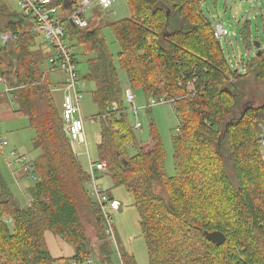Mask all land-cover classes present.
Wrapping results in <instances>:
<instances>
[{"label":"trees","instance_id":"obj_1","mask_svg":"<svg viewBox=\"0 0 264 264\" xmlns=\"http://www.w3.org/2000/svg\"><path fill=\"white\" fill-rule=\"evenodd\" d=\"M49 1L67 15L79 2ZM128 3L131 17L107 26L120 44L118 65L127 84L148 99L172 101L180 118L173 138L176 175L167 174L156 127L151 126L150 143L142 144L121 114L101 120L98 161L105 162L115 186L133 195L149 263L264 264V103L234 115L250 78L264 86V48L240 74L229 67L200 0ZM65 21L66 41L87 57L88 74L81 81L93 84L100 115L110 106L123 108L124 84L101 21L87 29ZM31 27V19L0 0V32L17 34L15 42L0 48V77L11 89L14 111L28 118L40 152L33 164L38 182L30 189L31 205L13 198L0 172V264H85L91 254L76 202L87 197L91 203L88 176L65 134L51 83L41 70L46 57ZM243 40L247 49L255 47L247 25ZM131 143L137 148L132 157L126 149ZM100 223L107 237L102 216ZM48 231L74 249L73 258H53ZM206 231H220L226 241L217 246ZM100 251L102 264H113L114 251L107 245ZM120 256L122 264H137L132 254Z\"/></svg>","mask_w":264,"mask_h":264},{"label":"rangeland","instance_id":"obj_2","mask_svg":"<svg viewBox=\"0 0 264 264\" xmlns=\"http://www.w3.org/2000/svg\"><path fill=\"white\" fill-rule=\"evenodd\" d=\"M200 2L206 19H208L212 25H215L217 22H224L225 27L232 33L230 37L219 40V43L229 67H231L233 71L244 74L247 65L258 53L255 47L252 46L250 49H247L244 43L243 32L246 25L251 30L253 36L252 40L260 42L264 48V0H218L217 4H215L214 0H200ZM7 3L13 10L19 11L16 0H7ZM93 7L94 6H92V9L88 13V17H92L95 13V18L91 21V26L93 27L98 24L99 20L101 21L99 25H102L103 37L106 40L109 51L113 55L114 63L118 69L122 83L124 84V93L125 87L129 85L126 82L125 73L119 69L118 65L120 44L107 24L131 17L128 0H114L113 5L109 9H96ZM57 15L63 20V25L66 28L67 24L65 19L67 18V14L65 11L59 9ZM42 38L43 36L39 34L37 44L38 46L41 45L42 52L46 57L41 70L46 73L52 86L55 102L59 110L62 111L65 93L58 91L57 88L62 86L61 84L65 81L66 75L60 71L50 72V65H52V63L49 57L53 55V51L48 45L43 43ZM74 51L78 62V75L82 80V78L88 74L87 57L79 48H76ZM187 88L188 90H192V84H189ZM6 89H9V85L6 84L4 78L0 77V131L1 136L6 141L4 148L5 156L0 154V172L8 184L13 198L18 201L20 205L25 206L28 203L23 192L29 198L31 195L30 189L38 182L33 164L37 162L40 152L35 150L33 146L35 132L30 128L28 118L23 113H16L14 111V109L18 107L15 105L11 96L3 92ZM93 90L94 86L90 83H86L84 87H79V91L83 94L80 100V107L84 118L85 134L90 156H88L85 147L77 144L75 145V152L84 171L88 170L90 160L96 162L99 159L98 146L101 141L102 123L97 119L100 115V111L98 105L91 96ZM134 94L136 97L135 106L138 108L137 113L133 110L129 111L125 99L123 108L119 107V112L126 113L124 116H128V122L131 127H134L137 123H141V128L139 130H134V134L142 144L150 143L151 126L154 125L156 127L166 149L167 156L165 164L167 174L169 177H174L176 175V170L174 164L173 138L177 135L180 118L171 104L153 105V103L141 92L135 91ZM262 103H264V86L256 79L250 78L248 84L244 87L242 104L234 111V115L238 116L241 110L246 107H257ZM103 113H105V111ZM261 146L264 149L263 144H261ZM126 149L130 157L137 153V148L133 143L126 145ZM14 151H17L20 155H24L27 162L33 166L31 175H26L23 172L17 174L22 191L17 187L11 172V169L19 171L21 167V164L16 162V158L12 155ZM8 163H11V168L8 166ZM228 171L232 180L235 181L234 166L231 162L229 163ZM97 177L103 190L107 191L110 196L121 202L122 208L121 211L112 214V225L116 237V243H114L102 235L103 233L99 225L101 224V216L103 220L104 217L94 201L91 199L90 203L87 197H84L76 202L91 254L89 259L91 263L87 261L85 264H102L101 261L103 257L100 248L104 245H107L108 249L114 251L113 264H122L121 253L134 255L137 264H150L146 243L142 235L140 216L135 207L133 195L124 187L115 186L112 179L107 175L99 173ZM86 190L89 195V187L86 186ZM157 192H163L161 186H157ZM56 238L62 240L57 236ZM57 264L74 263L62 261V263Z\"/></svg>","mask_w":264,"mask_h":264},{"label":"built area","instance_id":"obj_3","mask_svg":"<svg viewBox=\"0 0 264 264\" xmlns=\"http://www.w3.org/2000/svg\"><path fill=\"white\" fill-rule=\"evenodd\" d=\"M19 8V13L24 17L31 19V30L38 35L43 36V43L48 45L52 51L51 55V69L50 72L60 71L66 75L65 81L58 91L65 93L61 116L64 122L65 134L70 141L73 151L75 152V145L83 146L87 149L88 156V143L85 134L84 118L82 115L80 100L83 94L79 91L80 86H85V82L81 81L78 75V65L76 63L75 51L72 49L71 45L66 41L65 38V27L63 21L58 17L59 8L51 5L49 0H16ZM114 0H79L76 8L70 14L67 15V19L70 23H73L79 29H87L91 25V21L95 18V15L88 17L89 11L93 8H103L109 9L113 5ZM96 11V10H94ZM214 35L217 40H221L225 37H230L232 33L225 27L224 22H217L214 25ZM17 39V34L10 32H0V48L15 42ZM125 87V86H124ZM11 91L9 89L3 92L9 94ZM1 93V92H0ZM124 99L129 111L133 110L137 113L138 108L135 106L136 97L130 86L124 89ZM153 105H160L169 103L172 105V101H168L164 98H149ZM13 104V103H12ZM125 115L124 112H119V107L117 105L110 106L106 109L105 113L99 115L98 120H104L108 117H115L118 115ZM127 116V115H126ZM141 128V123H137L134 126L135 130ZM261 144L264 146V132L260 135ZM5 145L6 141L1 136L0 131V154L5 156ZM12 155L16 158V162L21 164L19 171L12 170V176L19 190L21 189V183L17 176L19 172H23L26 175H31L33 166H31L24 155H20L17 151H14ZM78 158V157H77ZM79 160V159H78ZM11 168V163H8ZM102 175L107 174V166L105 162L90 160L89 168L86 171L88 176L87 187H89V195L94 203L98 206L104 217V227L105 233L109 240L116 243V237L112 225V214L121 211L122 205L117 199L110 196L107 191H104L98 182L97 174ZM26 197L28 205H31L33 199L29 198L23 192ZM12 220H8L10 223ZM91 263L90 260H88Z\"/></svg>","mask_w":264,"mask_h":264},{"label":"crops","instance_id":"obj_4","mask_svg":"<svg viewBox=\"0 0 264 264\" xmlns=\"http://www.w3.org/2000/svg\"><path fill=\"white\" fill-rule=\"evenodd\" d=\"M253 38V36H252ZM263 48V45H262ZM62 85V84H61ZM46 242L50 250L51 255L55 259L67 258L71 259L75 255L74 249L62 240H58L56 235L52 232L45 233Z\"/></svg>","mask_w":264,"mask_h":264},{"label":"water","instance_id":"obj_5","mask_svg":"<svg viewBox=\"0 0 264 264\" xmlns=\"http://www.w3.org/2000/svg\"><path fill=\"white\" fill-rule=\"evenodd\" d=\"M74 27H76L73 23H71ZM255 48L261 52L262 44L258 41L254 42ZM205 236L208 240H210L212 243L216 244L217 246H221L226 241V236L224 233L220 231H214V232H205Z\"/></svg>","mask_w":264,"mask_h":264}]
</instances>
